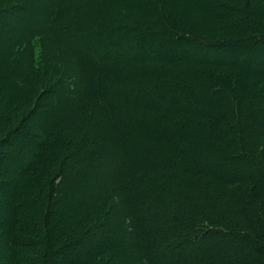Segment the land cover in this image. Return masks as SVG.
Listing matches in <instances>:
<instances>
[{
  "label": "trees",
  "instance_id": "trees-1",
  "mask_svg": "<svg viewBox=\"0 0 264 264\" xmlns=\"http://www.w3.org/2000/svg\"><path fill=\"white\" fill-rule=\"evenodd\" d=\"M87 2L88 0H0V16L7 15V22L14 18L13 15L26 13L31 7L47 9L46 11L49 13L55 12L53 14L55 17L51 21L48 19V23H45L46 18H43L39 28H31L27 37L20 36L16 40H12L7 44L8 50H1L0 54L1 72L10 76V80L13 79L14 83L22 87L15 91L13 97L10 98L3 92L7 90V87L1 84L2 75L0 74V241L5 237L6 246L19 250L17 260L19 261L20 258V264H36V262L38 264L127 263L121 262L119 252L117 253L119 260L117 258L115 260L114 256L112 262L100 263L99 252L93 247L95 243L93 241L98 238L107 239L106 242L114 240L118 251L121 246L132 245L131 251L123 255L124 260L131 255L132 257L137 256L139 251L140 256L142 252H145L144 249L154 253L167 254L165 261H160L156 257H148L145 264H197L196 261H202L204 255L219 259L220 264H264L263 213L252 206H248V210L240 208L239 211H236L239 208L236 204L241 205L242 202L240 199H236L233 194L226 197V191L220 187V182L223 180L218 177L224 167L232 170L235 168V172H240L243 176L242 184L252 186L253 196L264 195V163H259L258 160L259 152H264V119L259 123L255 122L257 116H264V88L258 90L257 93L244 88V84L252 86L255 81L261 78L254 77L256 74L254 70H249L246 67L237 69L235 64L220 60L214 61L216 53L224 46L235 45L237 50L246 47L250 52H253L254 46L263 47L264 25L258 22L252 14L253 11L247 7V0H243L242 9L240 8L243 11L240 19L237 20L239 22L238 25H235L237 29L235 30L242 35L246 34V39L247 41L251 39L250 42H240L241 38H236L239 41L236 43L230 42L229 39L213 41L200 34L190 39L182 33H170L171 26L175 22H169L164 17L171 11L168 9L169 4L166 3V0H146L148 17L135 18L128 23L119 20L103 25L93 24V21H89L87 18H80ZM131 3L138 4L133 0H130ZM116 6L119 7L116 14H119V11L123 13V5L119 2V4L116 3ZM227 9L230 10L231 6ZM122 13L120 14L121 18L123 17ZM176 23H180L178 18ZM98 32H104V36L108 39H111V36L114 38L127 33L130 48L128 55L133 59V63H129L128 66L134 69L150 67L149 70H151L153 65L165 71L169 66L173 67L168 64L172 56L164 59L167 64L158 62L161 55L141 54L145 47H152L163 52L164 50L170 51L172 42L175 40L189 41L195 44L198 50L205 52L210 57L197 58L191 54L181 55L182 59H180L177 56L178 59L174 63L181 68L180 71L184 72V78L180 86H177L178 83H174L170 88L190 87L188 88L189 92L193 96H197L195 102L203 105L209 101L210 107L203 109L200 113H197V104H190L187 107L184 102L189 100L188 92L181 99L175 93L168 95L164 99L166 107L162 108L166 112L162 113L157 112V109L152 106L147 109L144 105H139L132 100L123 102L118 92L110 90L106 85L107 91L104 95L102 94V99L98 95H94L95 87L97 88L99 82L100 84L102 82V79H99L100 72L94 73L89 78L83 69L85 55L74 53L66 38L70 40L71 37H83L84 34L93 36L98 35ZM163 36L168 39V42H163ZM59 37L65 39V44ZM36 39L39 41H35ZM33 43L38 44L40 48L38 61L34 56ZM108 44L110 43L108 42ZM185 50L191 52L190 49ZM172 51L175 50L172 49ZM181 52L177 51V54L180 55ZM67 55L70 60L66 59ZM151 61H155V63L152 64ZM114 62L115 59L108 58L100 63L96 62L97 65L95 63L93 67L97 71L111 66ZM190 68H198L201 71L196 72L195 69L192 71ZM227 69L229 72H233L232 74L236 77L232 83L227 81L223 83L216 78L217 74L220 75L219 70ZM134 83L137 84V82ZM150 83L151 81L147 80L145 84L148 91L157 89L153 84L148 87ZM34 87L36 90L38 89L36 93ZM124 88L125 86L121 89L124 90ZM209 92L214 94L210 96ZM40 96H44L40 104L42 108H46H43V111H47V107L50 105L57 107L58 121L63 120L73 109L82 110L81 100L86 101L88 106L92 104L98 107L106 105L112 107L113 110L124 107L138 113L146 110L152 114L157 112L159 116L167 115L169 118H171L170 115L173 118L178 117L180 112L177 111L182 105L184 107L181 110L184 113L181 114L186 119H193L194 125H199L201 128L210 125L207 115L209 116L212 110L216 111L218 115L221 113L227 115L229 119L221 125L219 135L222 139L215 137L217 135L212 133L213 131H208L207 146H185V148L191 149L183 153L182 158L180 156L179 162H172L171 165L161 163V166L156 168L153 162L148 161L150 165L143 162L142 165H135L131 172L128 167L124 173H122V169L117 171L114 169L112 176L106 180L103 190L100 189V184L94 185L92 182H88L87 185L91 184L96 188H92V193H88L85 197L82 194L77 196V202L81 204L80 208L82 209L77 205L66 206L63 209V214L58 215L63 203L67 201L68 195H60L63 198L58 205L60 198L55 194L60 192V184L71 182L70 180L76 177L78 179L81 167L77 163H84L93 155H91L89 143L86 142L85 131L71 124L66 125L65 130H57L56 124L50 125L51 127L48 128L47 122L46 128H36L33 133L28 132L29 128L23 124L28 120L31 108ZM73 106L76 107L73 108ZM202 113L204 114L201 115ZM227 132L233 136H225L226 139L223 134L225 135ZM220 142L221 145L218 144ZM123 145L122 141V145L119 144V147L122 148ZM54 149L56 150L55 154L52 152ZM201 154L207 156H204L205 161L200 158ZM62 156L64 157L62 158ZM169 157L174 158L171 155ZM57 160L59 163L56 166ZM63 160L67 163L64 164ZM50 170L51 172L52 170L56 171L49 175ZM44 173H46V177H44ZM37 174H40V177ZM123 174L129 177L127 183ZM133 174L137 181L130 180V176ZM57 175L59 177L63 175L64 178L54 180L53 178ZM207 175H210V181L203 178ZM199 177H202L200 187L202 189L197 188L195 196L198 201L201 196L203 197L200 200L203 212H191L188 204L182 212H178L182 205L178 199L180 189L174 190V195L166 197L165 191L168 189L166 186H170L169 184H172L175 179L183 181L186 179L191 183L195 181L194 183L197 184L196 181ZM118 179L122 181L117 185L116 180ZM141 179H143V183H138ZM108 187H111V190H108L107 196H113L117 201L113 205L111 204L112 208L109 209V212L103 211L99 219L92 221L94 214L99 213L102 209L98 202L108 198L105 194V189ZM142 188L143 190H141ZM122 196L123 203L119 200ZM208 196L219 199L220 204L218 206L211 205L207 199ZM134 198L137 200L135 201ZM198 201L196 202L198 203ZM143 203L145 210L150 209L157 212L151 222L148 216L144 217L140 213L138 206ZM88 204L89 206H87ZM58 206H60L59 209ZM234 208L236 220L230 217V211ZM243 213H248V215H243ZM249 213H256L252 223L255 225L256 233H251L241 227L243 223L250 225L249 223L252 222L251 217H248ZM60 216L63 217L60 218ZM141 234L143 236L147 234L150 238L143 237L140 242ZM228 237H234V242L238 241V244L240 243L242 248L246 249L244 255H235L229 259V256H223V253L219 254L216 249L204 241L209 238H218V240H222L219 242H224L225 245L222 246L225 247V251H228L230 248L234 249L235 246L228 241ZM241 237L244 238L241 239ZM191 242L199 244V247H192L193 243L190 244ZM136 247L139 249L134 250ZM27 250H41L42 252L34 258L26 252ZM117 250L115 249V251ZM233 253L236 254L234 250ZM226 256L227 259L224 258ZM160 258L162 257L160 256ZM134 259H138V257L130 259L128 264H134ZM204 260L206 261V259ZM137 264H143V262Z\"/></svg>",
  "mask_w": 264,
  "mask_h": 264
},
{
  "label": "rangeland",
  "instance_id": "rangeland-1",
  "mask_svg": "<svg viewBox=\"0 0 264 264\" xmlns=\"http://www.w3.org/2000/svg\"><path fill=\"white\" fill-rule=\"evenodd\" d=\"M133 1L138 4H130V0H88L86 7H83L84 11L82 12L80 18H87L89 21H93V24L99 23L100 25H103L104 23L109 24L110 22L119 20L128 23L133 21L135 18H140L142 16L148 17L149 12L147 11L148 9L146 7V0ZM119 2L123 5V13L119 11V14H116V10L119 9V7L116 6V3L119 4ZM242 2L243 0H166V3L169 4L168 9L171 11L170 14L167 13L164 15V17H166L169 22H175V24L171 26L170 33H182L183 35L190 37V39L191 37L200 34L202 36H207L208 40L214 41L219 39H229L230 42L235 43L239 42L236 40V38H241L242 40H240V42L242 41L245 43V41L250 42L251 39L247 41L246 34H240L239 31H236L237 29L235 26L238 25L239 21L237 20L240 19L241 13L243 11L241 10ZM246 5L253 11L252 14L257 18L258 22H260L261 25H264V0H247ZM230 6L231 9H235L228 10L227 8H230ZM46 10L39 9L38 7H31L26 13L13 15L14 18L10 20V22H7V15L0 16V54L2 52L1 50H8L7 44L9 42H11L12 40H16L20 36L27 37V33L31 30V28H39L42 22L41 20H43V18H46L44 21L45 23H48V19L51 21L55 17V15H53L55 12L49 13V11ZM121 13L123 16L122 18L120 17ZM177 18L180 22L179 24L176 23ZM39 34L42 33L39 32ZM162 38L163 42H168V39H166L164 36ZM59 39L65 44V39H62L60 37ZM66 40L68 41L69 46L74 51V53L85 55L83 69L85 70L86 75L89 78H91L94 73L100 72L99 79H102V82L101 84L99 82V86L97 88L95 87L94 95H98L101 99L102 94L104 95L107 91V88L105 87L109 86L110 90H115L116 92H118V95L120 99L123 100V102H129V100H132L139 105H144L145 107H147V109L152 106L157 109V112L160 113H162L164 111L163 109L166 107V105L164 104V99L167 98L168 95L174 93L177 94L181 99L188 92L189 100L184 103H186L187 107H189L190 104H197V106L191 105L197 107V113H200L203 109L210 107L209 101H206L203 105H199L198 103H196L195 98L197 96H193L189 92L190 89L188 88L190 87H182V89H176V87H174L173 89L170 88L171 84L174 83H178L177 86H180L184 78V72L180 71L181 68L174 63V61L178 59L176 58L177 56H179L180 58L181 55L193 54L197 58H202V56H204V58L210 57L205 52L198 50L197 46L189 41H173L171 46L175 51H172L171 49L170 51L164 50L162 52L159 49L155 50L152 47H145L141 51V54L143 55H161L158 62H162L165 64H167L166 60H164L166 57L172 56L173 58L176 55L175 59L173 58L174 60L171 58V60H169L168 62V64L173 65V67L169 66V68L164 71L161 68L153 65V67L151 66V70H149L150 67H139L134 69L128 66L129 63H133V59H131L128 55V50L130 48L129 37L127 36V33H125L123 36L117 35L114 38H112L111 36V39H108L104 36V32H98V35L87 36L84 34L83 37L74 36L71 37L70 40L68 38H66ZM35 41H39V39H36ZM108 42L110 44H108ZM260 47L262 46H254V48L252 49L253 52H250L246 47L245 49L241 48L240 50H237L235 45L224 46L218 50L214 61L220 60L221 62L235 64L237 69L239 67H246L249 70H254V73H256L254 74V77H261V80L259 79L258 81H255L252 86L244 84V88L247 91L252 90L253 93H257L258 90L264 88V46L262 48ZM33 49L35 51V59L36 61H38L40 54L39 45L33 43ZM185 49H190L191 52L189 50L186 51ZM177 51L182 52L179 55L177 54ZM64 53L67 54L66 51H64ZM108 58L115 59L114 64L105 67L104 69H98L96 71V69L93 67L95 66V63H100L103 60H108ZM66 59L70 60L68 55ZM151 63L153 64L155 63V61H151ZM190 69L192 71L196 70V72L201 71L198 70V68ZM219 72L220 75L217 74L218 76L216 75V78H218L223 83H226V81L232 83L233 79L236 78L232 74L233 72H229L228 69L219 70ZM0 74L2 75L1 84L7 87V90H4L3 92L4 94L6 93L10 96V98H12L14 92L20 90L22 87L14 83L13 79L10 80L11 77L7 76L4 72H1V69ZM142 78L146 79L143 80ZM139 79L140 82L138 83ZM147 80L151 81L148 87H151L153 84L157 87V89L148 91L145 87ZM134 82H137V84H135ZM107 83L110 84L108 85ZM123 86H125L124 90L121 89ZM37 90L35 88V93ZM209 93L210 96L214 94L213 92ZM43 97L44 96H40V98L33 105L28 120H26L23 124L26 128H29L28 132L33 133L36 128H46L47 122L48 128L51 127L50 125L53 126V124H56L57 126L55 128L57 130H65L66 125L71 124L72 126L85 131L86 142L89 143V149L91 155H93V157H90L88 161H85L84 163H77L78 166L81 167V170L79 171L80 177L78 179L76 177L72 179L73 181L69 179L71 182H65L64 185L60 184V192H57L55 194L60 198V200L58 201V205L63 198L62 196L60 197V195H68L67 201L63 203L62 209L58 212V215L63 214V209L66 206L77 205L80 208L81 204L77 202V196L79 194H82V196L85 197L88 193H92L91 189L96 188L94 185L100 184V189L103 190L106 180L112 176L114 169L116 171L122 169V173H124L128 167L130 168L131 172L132 168H134L135 165H142L143 162H153L156 168H158V166H161V163H167L168 165H171L172 162H179L180 156L182 158L183 153H186L188 149H191L187 147L185 148V146H207L206 136L208 131H213L212 133H215V135H217L215 137L222 139L219 135L221 125L224 121L229 119L227 115L225 116L223 113L218 115L216 111L212 110L211 114L209 116L207 115L210 125H208V127L201 128L199 127V125H194L193 119H186L185 116L181 114L184 113L181 110V108L184 107L182 105L179 107L180 110L177 111L180 112V115L175 118L170 115L171 118H169L167 117V115L159 116L157 112L156 114H152L146 110L144 112L138 113L134 110L131 111L124 107H118L116 110H113L112 107L106 105L98 107L92 104L88 106V103L86 104V101L81 100V103L83 104L82 110L73 109V111H70L69 114L63 118L64 121H58L59 119L56 113L57 107L55 108L53 105H50L49 107H47V111H43L44 107L42 108V106H40ZM62 102L64 103L65 101ZM75 107L73 106V108ZM203 114L204 113H202L201 115ZM203 118H205V116H203ZM262 119H264V116L259 115L257 116L255 122L259 123ZM228 134L229 132H227L225 135L223 134V136L230 137L231 134ZM121 140L124 142L122 148L119 147V144L122 145ZM218 144L221 145L222 143L220 142ZM180 147L183 148L179 149ZM52 152L55 154L56 150L54 149ZM259 154V163H264V152L261 151L259 152ZM170 155L174 156V158L169 157ZM204 156L207 157L205 154H201L200 158L205 161ZM63 157L64 156H62V158ZM58 163L59 161L57 160L55 165L57 166ZM63 163L66 164L67 161L63 160ZM147 165L150 164L148 163ZM215 166L217 165L215 164ZM55 171L56 170H52L51 172L50 170L48 174L51 175V173L53 174ZM44 174V177H46V173ZM37 176L40 177V174H37ZM123 177L126 178L125 181L127 183L129 181V177H126V174H123ZM202 177L197 178V184L194 183L195 181L191 183L186 179L184 181L175 179L172 184H169L170 186H166L168 188L167 191H165L166 197L172 194L174 195L173 191L176 189H180L178 191V199L183 206L181 205V207L178 209V212H182L187 204L190 206L191 212H203L204 209L200 205V200L203 197L201 196L198 201V198L195 196V194L197 195L196 189H202L200 188ZM218 177L223 180L220 182V187H222L226 191V197L233 194L236 199H240V201L242 202L241 205L236 204L239 207L238 210L236 209V211H239L240 208H243L242 210H244L247 209L248 206H252L254 208L256 207L257 210L263 213L264 216V195L261 194V196L259 197L253 196V190H251L253 189L252 186L250 184H242L241 180L243 179V176L240 172H235V168H233L232 170L230 168L224 167L223 171L218 175ZM63 178V175H60V177L57 175L53 179L62 180ZM203 178L207 181L211 180L210 175H207ZM82 179H85V181H83ZM130 180L132 182L137 181V178L135 179L133 174L132 176H130ZM121 181V179L116 180V184H120ZM88 182H92L94 185H87ZM138 183H143V179H141ZM110 188L111 187L105 189L106 196L108 190H111ZM141 190H143V188ZM107 197V199H101L98 202L102 209L99 213L94 214V217H92L94 219H92V221L95 219H99L103 211L109 212V209H111L112 205L117 201L113 196ZM122 198L123 196L119 198L121 203H123L121 201ZM207 199L211 202V205L218 206L220 204V200L214 199V197L212 196H208ZM134 200L136 201L137 198H134ZM196 201H198V203ZM144 205L145 204L143 203L138 206L140 213H142L144 217L148 216V219L151 222V220L156 217L157 212L150 209L145 210ZM87 206H89V204ZM59 207L60 206H58V209ZM142 210H144L145 212ZM230 212V217H232V219L235 218L236 220L237 216L235 208ZM244 214L248 215V213H243V215ZM58 215L56 214V216ZM249 215L250 216L248 217H251L252 222L249 223L250 225H244L243 223L241 224V227L245 230L250 231L251 233H256L254 230L255 225L252 224L254 222L253 216H255L256 213H249ZM62 217L63 216H60V218ZM143 237L150 238V236H147V234H145V236L141 234V236L139 237L140 242L143 240ZM244 237H241V239H243ZM102 239L103 238H98L97 240L93 241L95 242L93 247L95 248V250H97V252H99L100 263H105V261L112 262L114 256L115 260L116 258L118 259V252L121 255V262H127L126 264H128L129 260L134 257H138V259H134V264H137L138 262H143V264H145L148 260V257H156L160 261H165V259L167 258L166 253H154L152 251H147L148 249H144L145 252H142L140 256L139 251L136 254L137 256L132 257L131 255L129 258H125L124 260L123 255L131 251L133 247L132 245H125L124 247L121 246L120 250L118 251L116 248L118 246L114 245L116 244L114 240H108V242H106L107 239ZM227 239L228 241L232 242L233 245H235L234 249L230 248L228 251H225V247L222 246L225 245L224 242L221 243L222 240H218V238H209L204 241L206 244L216 249L219 254L223 253V256H229V259L233 258L235 255L238 256L240 254H245L246 249H244V247L242 248L241 244H238V241L235 243L234 237H228ZM104 242H106L105 245H103ZM192 243V247H199V244L194 242H191L190 244ZM6 245V238L3 237V240L0 241V264H20V258L19 261L17 260L19 250L17 248L13 249L11 248V246L8 247ZM115 249L117 251H115ZM137 249H139V247H136V249L134 248V250ZM233 250L234 252H236V254L233 253ZM26 252L30 254V256L35 258L39 254H41L42 251L27 250ZM160 256L162 258H160ZM227 256L224 258L227 259ZM195 258L197 257L195 256ZM204 259H206V261ZM204 259L202 258V261H196L197 264H201L202 262L203 264H220L219 259L209 257L208 255H204ZM36 264L38 263L36 262Z\"/></svg>",
  "mask_w": 264,
  "mask_h": 264
}]
</instances>
